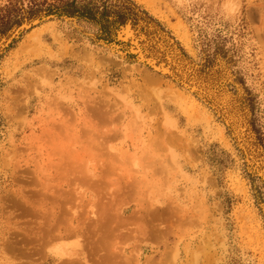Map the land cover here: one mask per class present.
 I'll return each instance as SVG.
<instances>
[{"label": "rangeland", "instance_id": "obj_1", "mask_svg": "<svg viewBox=\"0 0 264 264\" xmlns=\"http://www.w3.org/2000/svg\"><path fill=\"white\" fill-rule=\"evenodd\" d=\"M132 1L183 50L175 62L129 59L70 19L34 18L0 45V264L27 261L42 214L86 223L107 207L135 233L93 263L264 264V0ZM65 241L33 264L75 251Z\"/></svg>", "mask_w": 264, "mask_h": 264}, {"label": "trees", "instance_id": "obj_2", "mask_svg": "<svg viewBox=\"0 0 264 264\" xmlns=\"http://www.w3.org/2000/svg\"><path fill=\"white\" fill-rule=\"evenodd\" d=\"M42 17L86 24L93 29L96 42L127 46L125 56L129 59L142 56L167 66L166 56L175 62L174 57L183 55L162 24L132 0H8L0 6V41L23 23H29L31 29L33 19ZM169 67L173 70L175 65Z\"/></svg>", "mask_w": 264, "mask_h": 264}, {"label": "bare ground", "instance_id": "obj_3", "mask_svg": "<svg viewBox=\"0 0 264 264\" xmlns=\"http://www.w3.org/2000/svg\"><path fill=\"white\" fill-rule=\"evenodd\" d=\"M20 30V29H19ZM19 30H14V32L12 33L13 35H16L17 32ZM129 32V31H128ZM130 33V32H129ZM128 33V35H129ZM11 38V37H10ZM10 38H6L3 39L2 41H0V45L3 43H6ZM232 116V115H231ZM237 117V116H235ZM234 118V117H233ZM238 126V125H237ZM242 127V126H241ZM236 131V130H235ZM239 131V130H238ZM236 131L235 134L237 135V137H240L239 132ZM242 134V133H241ZM240 139V138H239ZM240 141V140H239ZM195 147V146H194ZM251 159V158H250ZM253 159V158H252ZM255 160L253 159V162ZM4 163V162H3ZM256 164V162H254ZM5 164V163H4ZM256 168V167H255ZM259 169V168H258ZM74 182V181H72ZM52 186V185H51ZM53 189V187H52ZM77 189V188H75ZM53 191V190H52ZM77 193V192H76ZM79 193V192H78ZM75 194V193H74ZM57 196V195H56ZM70 196V195H69ZM54 197V194L53 196ZM80 197V196H79ZM60 198V197H59ZM63 199L62 204H66V200L68 197H61ZM58 199V198H57ZM71 199V198H70ZM75 200V199H74ZM56 202V199L54 200ZM70 201V200H69ZM78 201V198H77ZM71 202V201H70ZM32 203V202H31ZM93 203V202H92ZM173 203V201H172ZM42 204V203H41ZM56 204V203H55ZM60 204V202H59ZM50 205V204H49ZM54 205V203H53ZM58 205V204H57ZM48 206V205H47ZM56 206V205H55ZM62 206V205H60ZM91 206V205H90ZM101 206V205H100ZM106 206V205H105ZM36 207V206H35ZM43 207V206H41ZM40 207V208H41ZM58 207V206H57ZM45 208V207H44ZM43 208V209H44ZM51 208L48 207V209ZM69 208V207H67ZM73 208V207H72ZM42 209V210H43ZM58 209V208H57ZM56 209V210H57ZM105 209V210H104ZM101 210V212H96L93 211V209L90 211L91 213L89 214L91 218L90 219V224L92 226L88 227L89 230L86 229V223L89 221V219L87 220V222H83L81 221L83 218L82 217H78L80 215H76V212L74 213V216L77 221L76 224H73L72 221L74 219H69L71 217L74 216H70L69 218H65L62 214L61 217H58L56 214L53 213V211H51L50 213H45L42 214V216H44V220L41 221L40 223V228L37 231V234L33 235V240H30V234L32 233V229L29 232L28 227L26 226V229H28L27 233H24L23 231H26V229H23V234L21 237L24 236V234H26V239L28 242H32V241H36L39 242L40 244H37L36 247H34L35 249L30 250V246L28 248H24L22 247L21 249V255L22 256H26L29 257L27 259V261L23 262L24 264H33V258L31 259V256L33 255V252H37L38 250H40L45 244L47 243H51V242H64L67 238H74L75 242H76V246L77 248L75 249V251H66L67 249L64 247L65 245H53L54 246V251H52L53 255H46L43 262H48L50 260H54L57 261L55 262L56 264H100V263H93V261L90 259L89 254H93V252L95 251V249H102V245L105 247L108 245V242H117L115 241L117 238H119L120 236H128L130 234V232L135 233L133 231H128V228H119V225H123L124 223H126V219L125 222L122 218V216H119L117 214H113L110 212H108L109 207L104 208ZM107 209V210H106ZM65 210V209H64ZM25 211V210H24ZM33 211V210H32ZM75 211V210H74ZM73 211V212H74ZM64 212V211H63ZM78 212V211H77ZM39 213L36 211V214ZM44 213V212H43ZM50 214V215H49ZM58 214V213H57ZM87 214V213H86ZM40 215V214H39ZM92 215V216H91ZM192 216V215H191ZM41 217V216H40ZM66 221H68V223L64 226L63 225V220L64 218ZM67 217V216H66ZM143 216H141L142 219ZM82 218V219H80ZM41 219V218H40ZM92 219V220H91ZM143 220V219H142ZM92 227V228H91ZM137 227V226H136ZM147 227V226H146ZM20 228V227H19ZM91 228V229H90ZM139 228V229H138ZM123 229H125V231H123ZM128 229V230H127ZM22 230V229H21ZM87 230V231H86ZM137 230L139 231V233H144L146 231L144 226L139 225L137 227ZM9 233V232H8ZM146 234V233H144ZM143 234V235H144ZM21 235V234H20ZM16 237V236H15ZM21 237L19 238L20 240ZM135 237V236H134ZM133 237V238H134ZM14 239V237H11ZM65 239V240H64ZM136 239V238H135ZM64 240V241H63ZM114 240V241H113ZM137 241V240H136ZM8 242V244L6 243ZM14 241L12 239H8L5 240V245H7L6 247H8L10 250H12L15 247ZM20 242V241H19ZM23 242V241H21ZM66 242V241H65ZM89 242H92V244L95 242V244H91ZM48 244V245H49ZM53 244V243H52ZM62 244V243H61ZM30 245V244H29ZM36 245V244H35ZM110 245V243H109ZM22 246V245H21ZM28 246V245H27ZM19 247V246H18ZM110 248L113 247V250L116 251V253L120 254L121 253V249L118 246H114L113 244L109 246ZM118 247V248H117ZM109 249V248H108ZM15 251V250H14ZM115 254V253H114ZM19 256V255H18ZM25 258V259H26ZM43 259V258H42ZM126 259V258H125ZM22 263V262H21Z\"/></svg>", "mask_w": 264, "mask_h": 264}]
</instances>
